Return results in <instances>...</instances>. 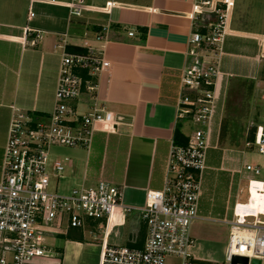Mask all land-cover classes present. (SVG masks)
Returning <instances> with one entry per match:
<instances>
[{
  "label": "crops",
  "instance_id": "1",
  "mask_svg": "<svg viewBox=\"0 0 264 264\" xmlns=\"http://www.w3.org/2000/svg\"><path fill=\"white\" fill-rule=\"evenodd\" d=\"M71 1L0 0V158L13 110L47 116L54 107L61 62V51L53 52L54 45L66 36L65 51L80 54L87 42L104 54L110 67L98 78L96 103L82 101L86 104H80L79 111L95 104L112 113L115 126L111 132H94L88 152L73 150L85 154L79 171L87 184L102 179L122 189V207L108 244L141 249L146 228L139 210L146 192L162 189L170 146H185L193 130L184 128L189 122L178 120L174 99L179 72L193 62L187 52L192 31L188 15L194 0H83L88 10L79 17L70 16ZM233 1L218 66L219 100L208 138L198 217L190 229L194 264L223 262L233 208L247 199V181L257 180L245 167L264 170V155L248 154L255 150L256 125L249 126L247 139L234 146L221 134L228 87L235 80H256L264 61L257 41L264 36V0ZM107 2L116 6L100 12ZM105 25L107 41H95ZM26 27L34 32L30 37L41 35L34 46L18 41ZM61 237L62 243L55 239L51 244L60 257L40 264L99 263L101 235L96 226L91 239L77 231Z\"/></svg>",
  "mask_w": 264,
  "mask_h": 264
},
{
  "label": "built area",
  "instance_id": "2",
  "mask_svg": "<svg viewBox=\"0 0 264 264\" xmlns=\"http://www.w3.org/2000/svg\"><path fill=\"white\" fill-rule=\"evenodd\" d=\"M115 6L107 2L99 11L108 13ZM67 8L71 17L88 10L83 0H72ZM233 10V0H194L191 5L187 56L193 62L179 72L174 100L178 120L189 122L193 130L185 146H170L163 164L162 189L146 192L139 210L146 228L141 249L107 242L116 212L122 207L121 187L102 179L94 185L81 179L80 186L62 193L51 188V181L64 180L65 172L73 168L70 158L52 159V148L88 152L94 132H111L115 126L112 113L95 104L90 103L84 113L79 111L85 101H97L98 78L110 67L104 54L87 42L83 53H68L66 36L54 45L53 52L61 51V62L51 113L37 116L13 110L7 129L0 173V264H40V260L59 258L52 241L70 231L83 237L92 235V226L101 235L98 264H165L168 259L194 264L189 254L190 229L198 217L208 138L219 100L218 66ZM32 33L24 28L19 43L34 46L41 35L32 38ZM107 34L108 26H101L95 41H107ZM257 41L263 52L264 36ZM253 145L258 155H264V126L256 127ZM245 169L254 176L260 173L259 167L247 165ZM245 203L233 208L221 264H230L233 257L264 264V215L238 214V207Z\"/></svg>",
  "mask_w": 264,
  "mask_h": 264
},
{
  "label": "rangeland",
  "instance_id": "3",
  "mask_svg": "<svg viewBox=\"0 0 264 264\" xmlns=\"http://www.w3.org/2000/svg\"><path fill=\"white\" fill-rule=\"evenodd\" d=\"M251 125L264 126V61L260 67V73L256 80L245 81L235 80L228 87L226 93L224 119L222 122L221 134L222 137L228 139V143L234 146L236 144L243 143L247 139L248 127ZM184 128L192 130L193 127L190 124L184 125ZM52 159L63 160L64 158H70L73 160V172L66 171L65 179L61 181H51V188L57 187L58 192H65L69 188L77 187L81 185V176L79 171V164H83L85 154L78 150H73L63 147H55L50 150ZM249 156H258L256 151L248 152ZM264 157V156H262ZM0 158V165H1ZM260 175L255 176L257 180L264 179V170L261 167ZM247 194V191L245 193ZM244 198L241 203H245ZM92 235H86L91 239ZM61 238H56L57 243H62ZM56 243V244H57ZM58 248V247H57ZM59 249V248H58ZM179 260V259H178ZM177 259H168L165 264H179Z\"/></svg>",
  "mask_w": 264,
  "mask_h": 264
},
{
  "label": "bare ground",
  "instance_id": "4",
  "mask_svg": "<svg viewBox=\"0 0 264 264\" xmlns=\"http://www.w3.org/2000/svg\"><path fill=\"white\" fill-rule=\"evenodd\" d=\"M247 202L245 206L238 207L237 213H245L247 216L264 215V183L254 181L248 185Z\"/></svg>",
  "mask_w": 264,
  "mask_h": 264
},
{
  "label": "water",
  "instance_id": "5",
  "mask_svg": "<svg viewBox=\"0 0 264 264\" xmlns=\"http://www.w3.org/2000/svg\"><path fill=\"white\" fill-rule=\"evenodd\" d=\"M230 264H248V260L246 258L241 257H233L231 259ZM251 264H260L259 261L253 260Z\"/></svg>",
  "mask_w": 264,
  "mask_h": 264
}]
</instances>
